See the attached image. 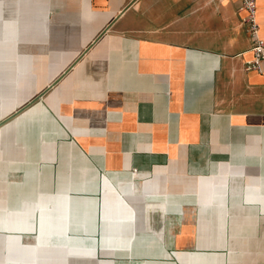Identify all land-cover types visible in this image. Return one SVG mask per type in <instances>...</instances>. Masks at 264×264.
I'll list each match as a JSON object with an SVG mask.
<instances>
[{
    "label": "crops",
    "instance_id": "1",
    "mask_svg": "<svg viewBox=\"0 0 264 264\" xmlns=\"http://www.w3.org/2000/svg\"><path fill=\"white\" fill-rule=\"evenodd\" d=\"M239 4L0 0V264H264Z\"/></svg>",
    "mask_w": 264,
    "mask_h": 264
},
{
    "label": "built area",
    "instance_id": "2",
    "mask_svg": "<svg viewBox=\"0 0 264 264\" xmlns=\"http://www.w3.org/2000/svg\"><path fill=\"white\" fill-rule=\"evenodd\" d=\"M239 10L243 13L242 23L251 39L253 57L246 64L247 70L264 73V39L258 21L257 0H240Z\"/></svg>",
    "mask_w": 264,
    "mask_h": 264
}]
</instances>
